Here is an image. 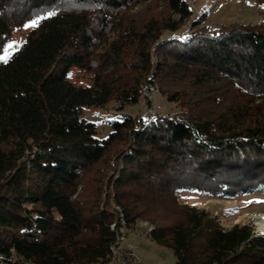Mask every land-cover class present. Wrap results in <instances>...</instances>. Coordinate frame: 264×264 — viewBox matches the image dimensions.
Returning a JSON list of instances; mask_svg holds the SVG:
<instances>
[{
	"label": "trees",
	"instance_id": "obj_1",
	"mask_svg": "<svg viewBox=\"0 0 264 264\" xmlns=\"http://www.w3.org/2000/svg\"><path fill=\"white\" fill-rule=\"evenodd\" d=\"M145 80L174 116L125 114ZM111 102L122 120L98 140L80 114ZM182 190L264 192V19L210 30L186 0H0V264H111L140 222L175 264H264V233L223 227ZM150 203L175 217L149 218Z\"/></svg>",
	"mask_w": 264,
	"mask_h": 264
},
{
	"label": "rangeland",
	"instance_id": "obj_2",
	"mask_svg": "<svg viewBox=\"0 0 264 264\" xmlns=\"http://www.w3.org/2000/svg\"><path fill=\"white\" fill-rule=\"evenodd\" d=\"M193 12V19L204 15L205 25L210 30L230 24H255L264 19V4H258L257 0H186ZM38 22H36L37 24ZM28 23L22 30L13 33L2 55L1 61L6 62L12 54L18 50L24 42L28 32L34 27ZM186 24L182 27H184ZM204 25V24H203ZM186 28V27H185ZM181 29V30H182ZM180 33V32H179ZM188 37V35L186 36ZM184 37V38H186ZM175 38H177L175 36ZM179 39V38H178ZM9 45L13 47L9 48ZM7 56V60L2 59ZM70 79L76 85L86 86L89 84L88 76H83L77 71L70 74ZM151 79V75L147 77ZM148 80L140 85L141 99L137 105L125 109V114L140 116L144 119L156 118L157 116L170 117L179 111V108L168 101L159 93L156 84H149ZM116 104L109 103L105 108H85L80 117L95 124L97 128L96 138L103 140L111 132V123L121 121L122 114L116 111ZM110 158L109 162L112 163ZM108 173L109 169L104 164H99L90 173V179H100L98 173ZM87 191H91L92 185L86 184ZM88 191V192H89ZM88 197V195H86ZM183 204L204 209L216 216L223 227L231 228L235 224H252L256 233H264L260 223L264 221V192L240 195L233 199L212 197L208 194L193 190L179 192ZM149 218L169 222L175 214H165L161 205L150 203ZM156 210V214L152 212ZM161 217V218H159ZM153 229L149 222H140L133 230L122 231L117 245L113 248V260L111 264H175L173 252L163 246L157 245L147 235Z\"/></svg>",
	"mask_w": 264,
	"mask_h": 264
},
{
	"label": "built area",
	"instance_id": "obj_3",
	"mask_svg": "<svg viewBox=\"0 0 264 264\" xmlns=\"http://www.w3.org/2000/svg\"><path fill=\"white\" fill-rule=\"evenodd\" d=\"M185 27L184 29H182L180 33H175L173 35L176 36L177 38H182V39L187 35L189 36L193 32L191 22H188V24Z\"/></svg>",
	"mask_w": 264,
	"mask_h": 264
},
{
	"label": "snow or ice",
	"instance_id": "obj_4",
	"mask_svg": "<svg viewBox=\"0 0 264 264\" xmlns=\"http://www.w3.org/2000/svg\"><path fill=\"white\" fill-rule=\"evenodd\" d=\"M54 13H49V16L53 15ZM29 27H34L36 26V21H33L30 25H28ZM13 47V45H9V48ZM2 59H4L5 61L7 60V56L3 57Z\"/></svg>",
	"mask_w": 264,
	"mask_h": 264
},
{
	"label": "bare ground",
	"instance_id": "obj_5",
	"mask_svg": "<svg viewBox=\"0 0 264 264\" xmlns=\"http://www.w3.org/2000/svg\"><path fill=\"white\" fill-rule=\"evenodd\" d=\"M259 225H260L261 228H264V221L262 223H260Z\"/></svg>",
	"mask_w": 264,
	"mask_h": 264
}]
</instances>
